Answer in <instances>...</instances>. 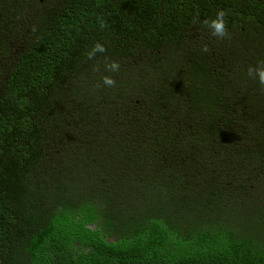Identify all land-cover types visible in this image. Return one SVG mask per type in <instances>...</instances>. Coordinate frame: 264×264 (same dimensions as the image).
Wrapping results in <instances>:
<instances>
[{
  "label": "trees",
  "instance_id": "16d2710c",
  "mask_svg": "<svg viewBox=\"0 0 264 264\" xmlns=\"http://www.w3.org/2000/svg\"><path fill=\"white\" fill-rule=\"evenodd\" d=\"M262 62L264 0H0V264H264Z\"/></svg>",
  "mask_w": 264,
  "mask_h": 264
},
{
  "label": "rangeland",
  "instance_id": "374dc122",
  "mask_svg": "<svg viewBox=\"0 0 264 264\" xmlns=\"http://www.w3.org/2000/svg\"><path fill=\"white\" fill-rule=\"evenodd\" d=\"M258 108V107H257ZM52 152H49L48 155H51ZM58 152H56V154H52V157H50V160H49V165L50 163L53 165L55 162L58 161L59 157ZM109 162V158H107L106 160V163ZM195 162V161H194ZM193 162V163H194ZM169 163V162H168ZM193 163H190L187 165L188 168H193L194 167V164ZM116 165H113L112 167L114 168ZM181 167H182V162L181 161H173L169 164H164L163 165V168L167 169L168 171H172L173 174H178L179 171L181 170ZM95 181L96 180H92V181H86L85 182V185L88 186V187H93L95 185ZM187 182H189V180L185 179V180H181V183L185 184L187 186ZM141 184V183H140ZM139 184V185H140ZM183 184H180L179 187H175L176 190L172 191L171 194V198H169L168 200H165L163 201L161 204L168 209V212L172 215L173 213H176V214H181L182 212L181 211V205L183 203H186V199H185V195L182 194L181 192V188L183 186ZM110 186V184H109ZM149 185H143V187H147ZM155 187H159L160 189H163L162 188V185L161 183L157 186L155 184ZM260 187V186H259ZM258 187V189L255 191V194L250 197V198H246L247 199V204L253 206V205H259L258 207H262L264 208V185H262L260 188ZM155 189V188H154ZM108 195V194H106ZM154 197L157 198V194L154 193ZM233 209V208H231ZM158 211H161L158 209ZM177 216V215H175ZM181 216H177L175 218H180ZM106 234V233H105ZM106 238L109 242H116L119 238H120V235L119 234H112V235H106Z\"/></svg>",
  "mask_w": 264,
  "mask_h": 264
},
{
  "label": "clouds",
  "instance_id": "9594fccd",
  "mask_svg": "<svg viewBox=\"0 0 264 264\" xmlns=\"http://www.w3.org/2000/svg\"><path fill=\"white\" fill-rule=\"evenodd\" d=\"M224 12H218L216 15V18L213 19L210 23V27L213 29V36L224 38L228 35L227 28H226V22L224 20ZM207 23V21H206ZM207 50V48H205ZM105 48L101 44H96L93 48L91 55H94L95 52H104ZM110 70L115 71L118 69L119 65L116 63H112L108 66ZM255 73V76H258L259 82L264 85V62L261 63V65L257 66L256 68H249V75H253ZM104 83L105 85L112 86L114 85L115 81L110 77H104Z\"/></svg>",
  "mask_w": 264,
  "mask_h": 264
}]
</instances>
